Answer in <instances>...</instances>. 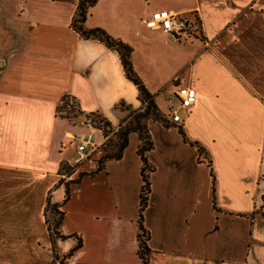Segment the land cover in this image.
I'll return each mask as SVG.
<instances>
[{
  "label": "crops",
  "instance_id": "0c3cea01",
  "mask_svg": "<svg viewBox=\"0 0 264 264\" xmlns=\"http://www.w3.org/2000/svg\"><path fill=\"white\" fill-rule=\"evenodd\" d=\"M77 4L0 0V264H140L138 134L95 174L106 149L77 164L67 136L84 131L82 114L117 126L142 107L119 53L72 28ZM165 8L189 15L198 31L176 38L150 28L145 18ZM85 26L133 47L136 72L171 122L178 87L196 90L180 124H148L149 264H264V0H98ZM71 97L80 115L69 119ZM64 164L75 167L70 177L59 173ZM81 172L63 207L67 238L54 249L48 197Z\"/></svg>",
  "mask_w": 264,
  "mask_h": 264
},
{
  "label": "trees",
  "instance_id": "16d2710c",
  "mask_svg": "<svg viewBox=\"0 0 264 264\" xmlns=\"http://www.w3.org/2000/svg\"><path fill=\"white\" fill-rule=\"evenodd\" d=\"M97 2L98 0H78L77 10L73 17L71 26L83 38L99 40L105 43L108 48L115 50L119 53L127 78L131 80L138 88L139 99L142 102V107L140 109L135 110L132 119L119 129V131L115 135L117 137L116 142L111 144L108 149H106V154L99 160V166L97 170L90 174H95L98 171L102 170L107 160L121 159L125 149L129 145L130 134H138L140 143L137 152L142 160L141 176L143 180V184L141 185L140 191V207L138 218V256L140 259V264H149L150 256L153 250L151 249L149 244L151 236L150 231L146 228L144 224V212L149 204V196L152 191V174L155 170V166L149 161L147 157V153L154 147L153 137L149 130L148 124L150 120H155L162 122L166 127L177 125L174 122H171L168 118L169 116L161 111V109L157 105L155 95L147 89L142 78L136 72L132 62L133 47L121 40L120 38L113 37L101 27L90 29L85 26L91 8ZM62 111L69 119L71 118V113L73 111L74 113L77 112L75 109L72 110L68 108L66 98L63 100ZM105 125L110 126L112 128L111 122L107 119H105ZM178 130L185 142L197 147L200 155L199 160L202 161L203 157V161H206L209 166H212V160L209 157L208 150L200 142L190 140L187 137L186 132L182 126H178ZM74 172L75 167L70 165L67 166V164H64L59 170L60 174L65 175L67 177L72 175ZM86 175H88L87 172H81L79 176L75 179H60L57 187L62 184H64L65 186V198L62 202L52 203L51 197H48L47 205L45 208V217L54 249L58 239L67 238L66 235L61 233L60 227L65 216V211L63 207L70 198L71 186L79 182ZM212 175L214 174L212 173ZM79 247L80 245L73 249L69 253V256L72 255V253L76 251Z\"/></svg>",
  "mask_w": 264,
  "mask_h": 264
},
{
  "label": "built area",
  "instance_id": "2783aa9c",
  "mask_svg": "<svg viewBox=\"0 0 264 264\" xmlns=\"http://www.w3.org/2000/svg\"><path fill=\"white\" fill-rule=\"evenodd\" d=\"M145 23L152 29L161 30L167 35L180 38L195 34L198 31L197 22L189 15L178 12L174 9H158L145 18ZM175 98L178 105L171 106L170 116L174 123L180 124L188 114L190 107L195 103L196 90L188 85H181L175 91ZM68 108L74 110L76 100L74 98L66 99ZM80 126L84 131L68 132V138L76 144L75 162L81 163L91 158L97 151L107 145L111 137L115 136L123 123L117 126L105 125V118L98 114H82L80 116ZM75 173V172H74ZM71 176V175H70ZM53 194V192H51Z\"/></svg>",
  "mask_w": 264,
  "mask_h": 264
},
{
  "label": "rangeland",
  "instance_id": "374dc122",
  "mask_svg": "<svg viewBox=\"0 0 264 264\" xmlns=\"http://www.w3.org/2000/svg\"><path fill=\"white\" fill-rule=\"evenodd\" d=\"M133 113H134V111H131V112H127V113H125V115H124V119L122 120V122L121 123H123V126L128 122V121H130L131 119H132V116H133ZM72 114V115H71ZM71 114H69V115H71V118H72V116L74 117V116H79L80 115V113L77 111L76 113H74V111L71 113ZM106 119V118H105ZM112 124V123H111ZM116 140H117V137L116 136H113V137H111V139L109 140V142L107 143V145H105V149H108V147L111 145V144H113V143H115L116 142ZM68 166V165H67ZM70 177V176H69ZM64 198H65V190L64 191H62V193L60 194V195H57V193H54V194H51V201H52V203H54V202H62L63 200H64Z\"/></svg>",
  "mask_w": 264,
  "mask_h": 264
}]
</instances>
